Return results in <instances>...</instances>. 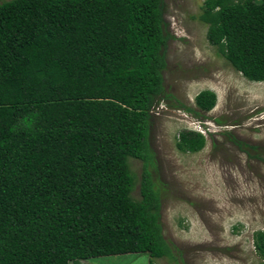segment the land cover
I'll return each instance as SVG.
<instances>
[{
    "label": "trees",
    "instance_id": "1",
    "mask_svg": "<svg viewBox=\"0 0 264 264\" xmlns=\"http://www.w3.org/2000/svg\"><path fill=\"white\" fill-rule=\"evenodd\" d=\"M197 19L235 71L264 81V0H203ZM166 38L161 0L0 2V264L172 257L147 169ZM214 104L202 89L183 108ZM203 144L188 130L175 147ZM129 157L142 162L137 199ZM252 243L264 264V229Z\"/></svg>",
    "mask_w": 264,
    "mask_h": 264
},
{
    "label": "rangeland",
    "instance_id": "2",
    "mask_svg": "<svg viewBox=\"0 0 264 264\" xmlns=\"http://www.w3.org/2000/svg\"><path fill=\"white\" fill-rule=\"evenodd\" d=\"M202 1L161 0L167 38L154 105L163 106L148 120L147 169L172 257L126 253L78 264H259L252 235L264 229V81L245 79L208 44L197 19ZM202 89L215 93V104L196 116L183 107ZM196 120L211 121L202 148L177 150L179 132L196 131ZM127 164L137 199L142 162L129 157Z\"/></svg>",
    "mask_w": 264,
    "mask_h": 264
},
{
    "label": "clouds",
    "instance_id": "3",
    "mask_svg": "<svg viewBox=\"0 0 264 264\" xmlns=\"http://www.w3.org/2000/svg\"><path fill=\"white\" fill-rule=\"evenodd\" d=\"M158 104H161L162 103V101L160 100V101H158L157 102ZM154 104H156V103H154V101H153V105ZM199 121V125L201 126V128L203 129V130H210V128H209V126H210V123H211V121H208V120H196V122H198ZM196 131H194V130H190V131H194V132H198V133H200L199 131H198V128H196L195 129ZM201 134V133H200ZM202 135V134H201Z\"/></svg>",
    "mask_w": 264,
    "mask_h": 264
},
{
    "label": "built area",
    "instance_id": "4",
    "mask_svg": "<svg viewBox=\"0 0 264 264\" xmlns=\"http://www.w3.org/2000/svg\"><path fill=\"white\" fill-rule=\"evenodd\" d=\"M163 106V104L161 103L159 107H155V105H151L150 109H149V114L152 115V111L153 108H155V110L157 111L158 109H160ZM155 114H158L157 112H154ZM196 128H198V131L204 135L205 131L201 128V126L199 125V121L196 122Z\"/></svg>",
    "mask_w": 264,
    "mask_h": 264
}]
</instances>
